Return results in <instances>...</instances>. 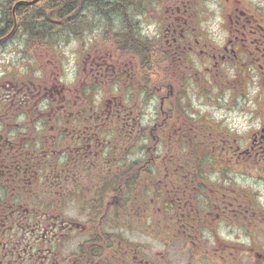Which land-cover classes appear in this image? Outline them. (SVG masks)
<instances>
[{"label":"flooded vegetation","instance_id":"obj_1","mask_svg":"<svg viewBox=\"0 0 264 264\" xmlns=\"http://www.w3.org/2000/svg\"><path fill=\"white\" fill-rule=\"evenodd\" d=\"M218 1L215 44L199 0L6 23L0 264H264V11Z\"/></svg>","mask_w":264,"mask_h":264},{"label":"rangeland","instance_id":"obj_2","mask_svg":"<svg viewBox=\"0 0 264 264\" xmlns=\"http://www.w3.org/2000/svg\"><path fill=\"white\" fill-rule=\"evenodd\" d=\"M200 5L198 7V12L202 16V30L203 37L209 40V43L215 44L220 43V41L225 37L224 30L228 25V19L225 18L223 12V6L218 0H199ZM225 3L224 0H221ZM256 6H259L264 11V0H249ZM63 51L61 52L66 59H71L70 52L65 46H63ZM6 47L0 50V73L2 70H6ZM71 66L70 62H66L64 69H69ZM216 116H221L217 113Z\"/></svg>","mask_w":264,"mask_h":264},{"label":"trees","instance_id":"obj_3","mask_svg":"<svg viewBox=\"0 0 264 264\" xmlns=\"http://www.w3.org/2000/svg\"><path fill=\"white\" fill-rule=\"evenodd\" d=\"M78 0L75 1H67V0H41L38 3L24 7L19 9L16 12V20L20 22L21 25H29L30 22L33 20H39L44 17L46 10L50 7H54L58 5V18L61 21H66V17L68 15V9L70 6L74 5V13L77 14L78 12ZM133 3H129L126 5H134L137 10H145L149 6L152 5L153 0H129ZM158 1V0H156ZM120 5L126 6L124 2L119 3ZM94 5H97L94 3ZM64 8V9H61ZM70 13V11H69ZM6 23L10 24L9 28L12 26L13 23V15L11 12H3L0 14V35H5L6 32ZM1 37V36H0Z\"/></svg>","mask_w":264,"mask_h":264}]
</instances>
